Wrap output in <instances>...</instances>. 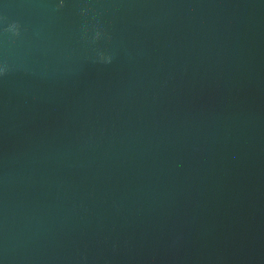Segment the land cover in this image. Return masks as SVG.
Here are the masks:
<instances>
[{
    "label": "water",
    "instance_id": "obj_1",
    "mask_svg": "<svg viewBox=\"0 0 264 264\" xmlns=\"http://www.w3.org/2000/svg\"><path fill=\"white\" fill-rule=\"evenodd\" d=\"M0 264H264V0H0Z\"/></svg>",
    "mask_w": 264,
    "mask_h": 264
}]
</instances>
